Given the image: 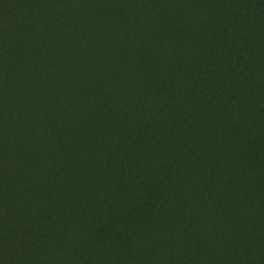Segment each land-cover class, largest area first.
Returning a JSON list of instances; mask_svg holds the SVG:
<instances>
[{
	"label": "trees",
	"instance_id": "1",
	"mask_svg": "<svg viewBox=\"0 0 264 264\" xmlns=\"http://www.w3.org/2000/svg\"><path fill=\"white\" fill-rule=\"evenodd\" d=\"M0 264H264V0H0Z\"/></svg>",
	"mask_w": 264,
	"mask_h": 264
}]
</instances>
